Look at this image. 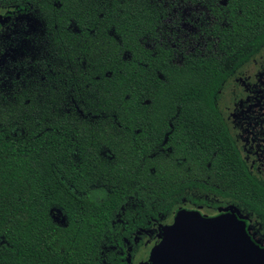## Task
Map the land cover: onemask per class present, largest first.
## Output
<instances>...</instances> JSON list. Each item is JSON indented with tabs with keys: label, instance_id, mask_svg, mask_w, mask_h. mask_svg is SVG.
<instances>
[{
	"label": "trees",
	"instance_id": "16d2710c",
	"mask_svg": "<svg viewBox=\"0 0 264 264\" xmlns=\"http://www.w3.org/2000/svg\"><path fill=\"white\" fill-rule=\"evenodd\" d=\"M187 1L211 15L202 51L166 0H0V264H131L184 206L233 204L264 239V181L218 105L264 48V0Z\"/></svg>",
	"mask_w": 264,
	"mask_h": 264
},
{
	"label": "water",
	"instance_id": "95a60500",
	"mask_svg": "<svg viewBox=\"0 0 264 264\" xmlns=\"http://www.w3.org/2000/svg\"><path fill=\"white\" fill-rule=\"evenodd\" d=\"M9 18L0 14V24ZM246 219L233 204L213 215L180 207L139 264H264V245L249 234Z\"/></svg>",
	"mask_w": 264,
	"mask_h": 264
},
{
	"label": "flooded vegetation",
	"instance_id": "af4514ba",
	"mask_svg": "<svg viewBox=\"0 0 264 264\" xmlns=\"http://www.w3.org/2000/svg\"><path fill=\"white\" fill-rule=\"evenodd\" d=\"M13 13V9L0 10V14L10 16L8 21L11 19ZM4 24H0V28ZM254 57L251 58L250 61L243 65L240 69H238L225 83L224 87L232 80H235L237 83L240 80L239 85L236 87L238 88V91L233 90V93H231L229 98L230 102L227 108H222L219 105V101L218 105L228 126V131L233 139V142L249 172L259 180L264 181V68L257 70L255 73L247 72L249 74H247L244 78L241 76L243 69L254 59ZM226 206H219L217 207V210L214 211V213L206 214H216ZM250 222L251 218L247 217L246 224L248 226L249 234L255 240L259 241L261 245H264V239L258 235L256 231L252 230ZM158 234L159 229L156 233L157 238ZM139 241L140 238H137L136 242ZM147 243H150L147 256L144 259L138 260L136 263L131 261L129 263L139 264L141 262L147 261L149 251L152 245L156 242H151L150 239L146 237L144 242L137 249L138 254L141 250V247ZM130 248L131 246L128 247V249Z\"/></svg>",
	"mask_w": 264,
	"mask_h": 264
},
{
	"label": "rangeland",
	"instance_id": "374dc122",
	"mask_svg": "<svg viewBox=\"0 0 264 264\" xmlns=\"http://www.w3.org/2000/svg\"><path fill=\"white\" fill-rule=\"evenodd\" d=\"M168 4V18L167 21L171 23L173 27L174 39L180 45L185 48L194 50H204L206 48V42L208 41L207 29H210L211 15L205 4L203 2L187 1V0H166ZM24 18L25 25L14 26L12 29L11 39L14 41L13 45L9 48L13 51H17L18 54L23 52L24 46H26L25 38L34 30L35 25L30 17L19 16ZM264 68V48L258 53L254 59L243 69L241 76L244 78L247 72L255 73L257 70ZM246 74H245V73ZM245 74V75H244ZM264 78V74H263ZM232 80L229 82L221 91V98L219 100V105L222 108H227L229 105V98L233 90L238 91L236 88L238 83ZM188 207V206H185ZM202 213H211L210 211L198 207ZM150 243L143 245L138 254L135 255V263L144 259L147 256Z\"/></svg>",
	"mask_w": 264,
	"mask_h": 264
}]
</instances>
